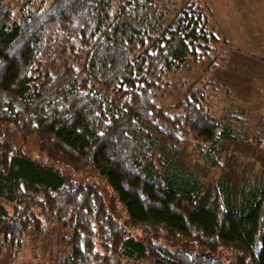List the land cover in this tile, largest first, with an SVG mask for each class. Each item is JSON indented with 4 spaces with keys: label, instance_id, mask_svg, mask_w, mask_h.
<instances>
[{
    "label": "trees",
    "instance_id": "trees-1",
    "mask_svg": "<svg viewBox=\"0 0 264 264\" xmlns=\"http://www.w3.org/2000/svg\"><path fill=\"white\" fill-rule=\"evenodd\" d=\"M160 1L0 0V122L100 175L128 212L125 225L99 186L0 141V259L41 232V209L74 228L61 264H264V179L241 196L224 175L205 183L179 164L188 137L216 161L224 139L240 138L238 115L213 116L200 90L175 116L158 100L168 74L210 57L222 35L196 1L171 16ZM69 53L81 69L44 71ZM169 235L201 250L172 251L159 241Z\"/></svg>",
    "mask_w": 264,
    "mask_h": 264
},
{
    "label": "rangeland",
    "instance_id": "rangeland-1",
    "mask_svg": "<svg viewBox=\"0 0 264 264\" xmlns=\"http://www.w3.org/2000/svg\"><path fill=\"white\" fill-rule=\"evenodd\" d=\"M193 1L208 9L210 23L218 28L222 40L214 45L210 57L191 60L169 73L167 83L158 89V100L169 115L175 116L183 113L181 106L187 97L200 90L204 93L202 101L213 116L224 120L232 114L238 115V120L231 126L240 138L224 139L222 153L216 161L206 160L189 143V137L185 138L184 153L178 157L182 168H199L205 183L224 175L232 191L242 196L249 180L257 177L264 179V0H161L160 6L164 5L166 13L171 16ZM19 2L11 0L13 6ZM57 58L56 63L52 65L50 62L45 66V72H61L67 61L82 68L79 58L70 53ZM0 141L12 142L17 151L27 153L53 169L64 171L79 184L99 186L107 204L119 212V218L126 225V208H119L117 197L100 175L87 168L77 169L68 165L53 148L46 146L39 135L25 138L18 128L8 123L0 122ZM4 203L12 212L13 204ZM36 212L44 223L41 232L35 226L31 227L26 233L24 246L14 251L8 247L0 264H61L70 255L74 228L47 211L40 209ZM136 236L148 237L145 233ZM159 239L172 251L201 250L195 247L191 238L169 235ZM145 264L152 263L145 261Z\"/></svg>",
    "mask_w": 264,
    "mask_h": 264
}]
</instances>
